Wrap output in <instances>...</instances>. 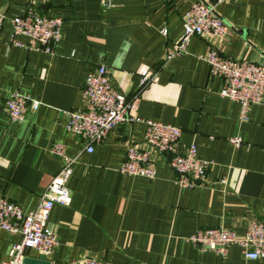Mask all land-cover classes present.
Wrapping results in <instances>:
<instances>
[{
    "label": "crops",
    "instance_id": "crops-1",
    "mask_svg": "<svg viewBox=\"0 0 264 264\" xmlns=\"http://www.w3.org/2000/svg\"><path fill=\"white\" fill-rule=\"evenodd\" d=\"M196 1L216 0H0V197L33 211L61 167L52 146L63 145L76 159L66 183L71 204L54 206L47 219L57 240L46 257L49 264L82 258L110 264H264V258L245 259L236 246L221 257L186 241L200 229L242 236L249 221L264 225V103L252 105L248 122L240 121L238 103L218 96L222 81L212 79L199 58L212 46L227 59L264 64V0L216 3L228 37L214 43L193 37L182 57L165 61V51L181 37L183 15ZM26 7L59 17L60 39L50 54L9 44V21ZM99 62L113 87L134 102V116L179 128L178 153L196 147L198 158L209 163L201 185L178 187L164 161L153 180L120 174L126 146L142 141L141 124L117 125L92 153L81 138L64 132V114L80 109L86 77ZM141 71L152 74L143 86ZM15 92L39 103L19 123L9 122L3 111L4 100ZM19 240L0 230V264ZM39 256L25 252L26 258Z\"/></svg>",
    "mask_w": 264,
    "mask_h": 264
},
{
    "label": "built area",
    "instance_id": "built-area-1",
    "mask_svg": "<svg viewBox=\"0 0 264 264\" xmlns=\"http://www.w3.org/2000/svg\"><path fill=\"white\" fill-rule=\"evenodd\" d=\"M224 1L228 0L194 2L182 17L179 41L165 51L164 60L182 57L193 37L209 39L213 43L224 41L229 28L215 12L216 3ZM3 23L4 18L0 15V30ZM60 24L56 15L42 16L36 9L26 7L23 13L9 21L8 42L15 47L50 54L60 39ZM18 36L24 37L26 42L17 40ZM199 58L207 65L209 76L222 81L218 96L237 102L239 120L248 122L249 108L264 103V64L227 59L212 46ZM138 74L142 86L152 78L149 71ZM133 104L113 87L105 65L99 62L86 77L80 109L64 114V132L81 138L85 142V151L92 153L94 146L102 142L117 125L124 122L141 124L144 127L142 141L126 146L120 174L153 180L158 165L164 161L176 176L174 183L178 187L192 189L201 185L205 181L209 163L198 158L196 147L191 145L178 153L176 148L181 130L168 124L138 119L132 114ZM38 107L37 101L17 92L3 103V111L11 123L23 121L29 110L36 111ZM231 142L239 144L241 140L232 139ZM50 154L61 161V167L42 192L36 209L25 213L18 205L0 197V230L20 236L19 242L12 245L8 259L2 264H22L28 250L48 257L56 246L55 234L46 227L47 219L54 206L68 207L71 204L66 183L76 159L68 157L61 144L53 145ZM186 241L198 251L221 257L226 256L228 248L236 246L247 260L264 258V225L256 219L249 221L242 236L223 228H205L194 232ZM68 264L110 263L82 258Z\"/></svg>",
    "mask_w": 264,
    "mask_h": 264
},
{
    "label": "water",
    "instance_id": "water-1",
    "mask_svg": "<svg viewBox=\"0 0 264 264\" xmlns=\"http://www.w3.org/2000/svg\"><path fill=\"white\" fill-rule=\"evenodd\" d=\"M22 264H49L46 260V257H44L43 255H40L38 258L36 259H32V258H24L22 260Z\"/></svg>",
    "mask_w": 264,
    "mask_h": 264
}]
</instances>
